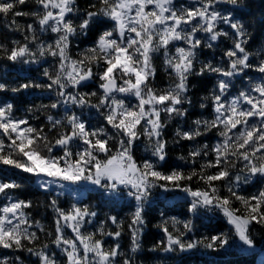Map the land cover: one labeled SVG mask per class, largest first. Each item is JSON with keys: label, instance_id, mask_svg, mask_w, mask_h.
Wrapping results in <instances>:
<instances>
[{"label": "snow or ice", "instance_id": "snow-or-ice-1", "mask_svg": "<svg viewBox=\"0 0 264 264\" xmlns=\"http://www.w3.org/2000/svg\"><path fill=\"white\" fill-rule=\"evenodd\" d=\"M0 64V165L45 197L0 171V264H264V0H0Z\"/></svg>", "mask_w": 264, "mask_h": 264}, {"label": "trees", "instance_id": "trees-1", "mask_svg": "<svg viewBox=\"0 0 264 264\" xmlns=\"http://www.w3.org/2000/svg\"><path fill=\"white\" fill-rule=\"evenodd\" d=\"M257 4H259V0H257ZM85 45H81V47H83ZM3 71V65L0 64V72ZM15 75V73H13V76ZM157 81L158 87H162L164 85V83L166 82V77L161 69V71L158 73L157 75ZM193 83L196 84V89H193V93L196 96L199 95H204L205 93L201 90V91H197V89L199 88V84L196 81H193ZM209 88H211V85H208ZM31 97H27V99H30ZM19 115V114H18ZM195 118V117H193ZM43 119V118H42ZM185 148H187V145H185ZM145 153V145L143 143V141L140 143L139 148L137 149V155H141ZM181 154H186V152L180 148H176L174 149V151L171 152L170 154V158L171 160L175 161L176 158L181 155ZM9 167V166H8ZM1 171V169H0ZM16 173H18V176L20 177H25L28 176L30 174H26V173H22L19 170H14ZM13 176V175H12ZM14 179H17V183L21 184V187L18 191L14 192V195H19L22 192H27L30 193L31 195H29V199H33L35 200H39V201H44L45 197L42 195L43 193V189H40L38 186L34 185L35 182V178L31 179V180H21L19 178H17L16 176H13ZM250 191H255V189H250ZM94 195V194H93ZM183 194L181 193L179 197H168L167 199H165L164 197L160 198V201L158 203H153L151 206V209L148 210V223L146 224V237H145V242H146V247H151V239L152 236L154 234L158 235L159 234V229L157 228V225L160 223L161 221V217H160V213L161 212H166L167 216H173V215H177L183 210V204L184 201L182 198H180ZM21 199H23V196H20ZM65 199H70L69 197H65L63 200ZM85 201H87L88 199V194L85 195L84 197ZM174 199V200H173ZM93 203H95V201H93ZM116 211L121 212V215L123 216L124 214H126L129 209L128 208H123V210L121 211V208L118 207L116 209ZM41 214L40 215H36V219H41V216H49L51 214V209H49L47 212H44L43 208H41L40 210ZM183 219V217H178ZM43 223H45L46 225L49 223V220H43ZM199 223V222H197ZM205 224L208 223H213L215 224L216 221L213 220L211 222H209L208 220L204 221ZM224 223H226V221H224ZM201 232H206V229L201 228L200 229ZM127 236H125L124 242H127ZM205 251V250H202ZM234 253L236 252L235 249L232 250ZM216 261L217 264H250L251 262V254L250 253H239V254H224L221 256H215V255H200L199 253L197 254L196 257L193 258L192 260V264H204L205 261ZM256 260L258 261V256L256 257Z\"/></svg>", "mask_w": 264, "mask_h": 264}, {"label": "rangeland", "instance_id": "rangeland-1", "mask_svg": "<svg viewBox=\"0 0 264 264\" xmlns=\"http://www.w3.org/2000/svg\"><path fill=\"white\" fill-rule=\"evenodd\" d=\"M174 200V199H173ZM258 259H259V256H258Z\"/></svg>", "mask_w": 264, "mask_h": 264}]
</instances>
